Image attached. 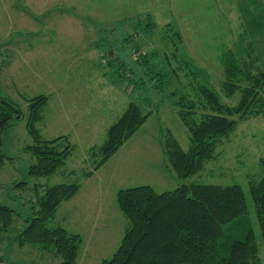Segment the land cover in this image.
Wrapping results in <instances>:
<instances>
[{
    "label": "rangeland",
    "instance_id": "rangeland-1",
    "mask_svg": "<svg viewBox=\"0 0 264 264\" xmlns=\"http://www.w3.org/2000/svg\"><path fill=\"white\" fill-rule=\"evenodd\" d=\"M149 21L154 28L146 33ZM176 31L182 44L172 33ZM248 43L256 49V60L244 52L242 62L252 61L254 74L264 72V0H0V97L16 103L26 116L14 121L3 136L2 151L10 159L0 166V203L15 211L9 233L13 237L21 233L28 226L26 219L34 216L38 196L62 183H77L80 188L75 197L63 202L47 227L61 226L80 235L76 264H102L119 247L130 226L117 204L121 189L149 185L161 193L183 184H238L250 202L249 181H259L263 174L264 113L243 120L236 117L234 132L218 143L213 158L192 177L179 178L169 170L163 150L167 130L184 151L190 145L175 106L181 94L193 96L188 83L194 79L184 77L182 60L191 63L199 83H206L222 103L232 106L239 94L226 97L221 59L228 51L247 48ZM135 47L156 53L152 60L162 72L179 67L180 82L170 77L165 92L158 94L141 91L122 78L120 64L139 70ZM173 91L176 97L171 96ZM40 95L49 99L45 118L37 124L41 137H63L60 150L69 145L72 153L56 174L34 177L29 169L36 158L28 148L35 141L26 118L29 101ZM129 103L138 104L142 113H152L94 170L100 157L91 156L89 149L104 142L108 127ZM89 172L92 175L87 176ZM20 183L27 185L17 186ZM249 204L248 222L264 264L260 226ZM242 224L224 226L223 255ZM3 249L13 263L62 262L52 248L43 245L20 246L8 239Z\"/></svg>",
    "mask_w": 264,
    "mask_h": 264
},
{
    "label": "trees",
    "instance_id": "trees-1",
    "mask_svg": "<svg viewBox=\"0 0 264 264\" xmlns=\"http://www.w3.org/2000/svg\"><path fill=\"white\" fill-rule=\"evenodd\" d=\"M252 1L249 0L250 3ZM153 28L154 24L149 21L144 31L149 33ZM172 33L177 42L182 44L181 34L177 31ZM255 50L253 43H248L247 48L238 47L236 51H228L222 56L225 95L231 98L239 94L238 103L232 106L222 103L217 92L206 83H199L191 63L182 60L186 70L184 77L192 76L194 79L188 83L193 96L181 94L175 106L178 107V118L188 132L190 145L184 151L168 130L163 141L166 166L179 178L194 176L205 162L213 158L218 143L236 129V117L243 120L264 113V72L254 74L252 61L242 62L244 52L248 55L250 53L248 58L255 56L250 60H256ZM133 54L139 69L136 71L141 72V75L132 69H125L123 64H120L118 73L139 90L151 89L163 94L170 83V77L180 82L179 67L162 72L154 65L152 59L156 53L148 54L135 47ZM107 57L111 55L107 54ZM164 60L169 62L170 58L165 56ZM171 96L176 97V92L173 91ZM29 103L26 126L35 144L28 150L36 158V162L30 166L29 174L34 177L51 176L65 166L72 147L68 145L60 150L59 143L63 137L54 140L41 137L37 124L45 118L48 97L40 95ZM141 111L138 104L129 103L120 117L108 127L104 142L89 149L91 156L100 157L94 170L114 154L152 113ZM25 117L16 103L0 97V166L10 159L2 151L4 134L14 121ZM260 164L263 169L261 178L259 181H249L250 202L238 184H183L161 193L149 185L119 190L117 204L128 218L130 226L113 256L102 264H261L259 245L248 222L251 203L264 245V159ZM86 175L90 176L92 172ZM22 185L27 183L17 186ZM79 188L77 183L47 187L37 198L34 216L26 219L28 226L16 237L9 233L15 222V211L0 203V263L18 264L11 262L3 249L6 241L12 239L20 246L43 245L52 248L54 254L62 259L61 264H76L80 235L71 234L61 226L49 228L47 222L56 216L63 202L75 197ZM17 217L22 218L23 215L17 214ZM233 223L242 225L230 237L227 247L229 252L223 255V228Z\"/></svg>",
    "mask_w": 264,
    "mask_h": 264
},
{
    "label": "built area",
    "instance_id": "built-area-1",
    "mask_svg": "<svg viewBox=\"0 0 264 264\" xmlns=\"http://www.w3.org/2000/svg\"><path fill=\"white\" fill-rule=\"evenodd\" d=\"M0 264H6V263H0Z\"/></svg>",
    "mask_w": 264,
    "mask_h": 264
},
{
    "label": "crops",
    "instance_id": "crops-1",
    "mask_svg": "<svg viewBox=\"0 0 264 264\" xmlns=\"http://www.w3.org/2000/svg\"><path fill=\"white\" fill-rule=\"evenodd\" d=\"M91 147H92V146H91ZM60 208H61V207H60ZM60 208H59V209H60ZM89 224H90V223H89ZM76 234H78V233H76Z\"/></svg>",
    "mask_w": 264,
    "mask_h": 264
},
{
    "label": "water",
    "instance_id": "water-1",
    "mask_svg": "<svg viewBox=\"0 0 264 264\" xmlns=\"http://www.w3.org/2000/svg\"><path fill=\"white\" fill-rule=\"evenodd\" d=\"M110 54H111V52H110Z\"/></svg>",
    "mask_w": 264,
    "mask_h": 264
}]
</instances>
